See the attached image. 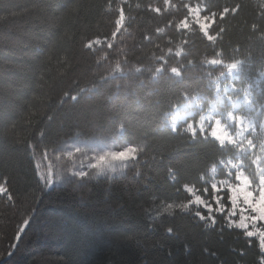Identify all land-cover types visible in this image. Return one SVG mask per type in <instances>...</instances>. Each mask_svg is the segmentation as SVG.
<instances>
[{
	"label": "trees",
	"instance_id": "trees-1",
	"mask_svg": "<svg viewBox=\"0 0 264 264\" xmlns=\"http://www.w3.org/2000/svg\"><path fill=\"white\" fill-rule=\"evenodd\" d=\"M197 2L215 11L240 6L223 21L217 18L213 34L219 28L224 32L215 43L198 29L188 35L166 27L169 21L179 23L183 4ZM171 4L0 0V185L8 188L0 196V264H260L259 238L229 226L230 193L211 188L213 167L220 178L227 174L216 162L220 157L210 129L207 144L193 143L182 127L180 135L171 134L168 106H151L169 95L168 86L154 83L146 69L169 46L190 52L196 67L188 75L202 78L207 111L224 65L242 61L232 82L250 88L248 112L264 118V0ZM156 7L161 14L153 11ZM121 8L124 26L113 38ZM96 39L104 43L86 47ZM216 53H223L224 65L208 63ZM118 62L123 73L116 69ZM136 67L145 70L136 73ZM116 111L119 115L109 119ZM120 118L128 123L124 135L116 130ZM96 136L118 149L137 147L138 153L117 176L81 180L71 175L53 186L44 184L36 155L52 162L73 140ZM186 187L212 204L215 223L196 215L209 217L190 203ZM216 195L224 213L215 211Z\"/></svg>",
	"mask_w": 264,
	"mask_h": 264
},
{
	"label": "snow or ice",
	"instance_id": "snow-or-ice-1",
	"mask_svg": "<svg viewBox=\"0 0 264 264\" xmlns=\"http://www.w3.org/2000/svg\"><path fill=\"white\" fill-rule=\"evenodd\" d=\"M164 4L168 8L173 7L171 0H164ZM182 7L185 9V14L179 20V23L169 21L166 27L177 29L181 34L188 35L198 29L199 34L212 43L217 42L224 32L223 28H219L213 34V26L216 25L217 18L223 21L230 13L235 14L240 10V6L236 5L215 11L208 5L202 7L199 2L195 4L186 3ZM153 11L157 14L162 13L160 7H156ZM124 21L125 13L124 9L121 8L119 10V18L115 21L116 31L112 33L113 38L121 31ZM252 28L255 30L256 24H253ZM155 31L166 35L163 28H157ZM102 43L104 42L96 39L89 42L86 47L92 49L94 45ZM168 43L171 45L170 40ZM183 44L185 46L189 45L187 36L183 40ZM106 47L111 49L113 42L108 41ZM190 55L191 53L186 52L184 48L174 52L173 47L169 46L166 52H162L161 55L155 57L156 63L146 70L153 75L154 83L168 86L169 95L162 100L155 101L151 106L158 108L162 104H166L169 108V113L166 115L171 116L170 133L180 135L182 127L183 131L189 134L193 143L207 144L209 142L207 133L208 129H210L212 141L220 157L216 162L218 165H222V170H226L228 175V179L222 181V183L225 185L227 192L230 193L231 207L227 212L229 226H235V228L243 230V234L248 238L258 237L259 249L261 253H264V118L256 120L237 115L233 110H229L226 113L221 111V109L227 108L224 106L225 101L231 103L233 109L235 108V103L232 94H229L228 86L221 90L219 83L216 84V95L212 100L213 112L212 114L204 115L205 109L208 107V99L201 94L202 78L188 75L189 71L196 67V62L189 58ZM222 55L223 53H216L217 58L211 59L208 63L210 65L223 64V60L219 58ZM104 59H108L107 54ZM170 60H175V63H170ZM125 63H127L126 60ZM241 64L242 61H236L228 64L227 68L230 73L239 71ZM116 69L121 73L124 72L119 62L116 64ZM144 70L140 67L134 69L136 73H142ZM128 71L132 72L133 69L129 68ZM208 75L211 76V73H208ZM102 79L104 78L102 77ZM217 79L219 80V77ZM231 91L233 94L243 91L245 102L249 105L252 104L251 94L248 90L238 89L235 84H232ZM153 95H160V93L154 92ZM71 98L73 100L77 99L76 96ZM173 100H175L174 107ZM181 111L186 117L183 125L178 124ZM117 115H119V111L109 114V119H113ZM189 120L193 122H188ZM206 122L208 128H205ZM127 124L123 118L117 120V132L122 135L126 134L128 131ZM40 135L43 137L45 133L41 131ZM85 151V149L80 147L75 148L76 153ZM137 153V147L132 146L124 147L122 151H105L102 154H98L95 157L96 162L90 163L89 167L97 170V175L105 171L116 172V168L112 165L113 161H125L120 159L121 155L128 157V160L134 159ZM68 155L71 157L73 153L69 152ZM72 174L78 176L81 180L89 177L88 171H73ZM40 178L45 181L46 186L52 182L51 176L42 175ZM60 178L63 179V175ZM211 188L217 193L220 191L215 183L211 184ZM187 191L193 192V189L188 188ZM0 193L7 194L8 188L0 185ZM190 203L202 205L207 209L209 217H205L200 212L196 213L201 220L211 218L212 222L215 223V218L211 216L214 209L207 200L202 199L200 195H195L194 201ZM215 203L218 205L215 211L224 213L225 204L221 203L219 195L215 196ZM168 207H172V205H168ZM167 231L171 233L173 229L168 228ZM260 264H264V254L261 255Z\"/></svg>",
	"mask_w": 264,
	"mask_h": 264
},
{
	"label": "rangeland",
	"instance_id": "rangeland-1",
	"mask_svg": "<svg viewBox=\"0 0 264 264\" xmlns=\"http://www.w3.org/2000/svg\"><path fill=\"white\" fill-rule=\"evenodd\" d=\"M100 40L104 42V40H102V39H100ZM96 46H99V45H94L93 47H96ZM224 66L226 67V70L223 72V75L220 76L217 83L220 84L221 90H223L225 86H228L229 94H232V96H233L235 108L233 109L232 104L229 103L228 101H225L224 106L227 108H223V109H221V111H224L226 113L229 110H233L235 112V114H237V115H242V116H246L249 118H253V116L248 112L249 110H251L253 108L252 104L249 105L248 103L245 102L243 91H240V92H237L234 94L231 91V85L233 84L232 81L238 77L239 71H233L230 73L228 68H227V65H224ZM237 88L248 90L250 92L251 98H252V92H251L250 88H239V87H237ZM221 94H223V93H221ZM245 111H247V113H245ZM212 112H213V105L211 104L210 107L208 108V110L204 112V115L212 114ZM185 119H186V117H185L183 111H181L179 114L178 124L184 122ZM167 123L169 125L171 123V116L170 115H168ZM205 128H208L207 122L205 123ZM77 147L85 149L86 151L83 153H76L75 148H77ZM125 147H131V145H128ZM132 147H134V146H132ZM123 149H124V147L120 148V149L116 148L115 145L113 146V143L111 141L106 140V138H104V137L96 136L95 138H92V139H86V140L75 139V140H73L72 142L69 143V145H67L66 149H64L63 152H61V154L52 162L49 160L48 156H46V155H36V160H37V163L39 166L40 175L41 176L42 175L43 176H51L52 182L50 184H48L47 186H53L61 180V178H60L61 175H63V178H66L68 176L73 175L72 174L73 171H76V172L88 171L89 172L88 178H91V179H97V178H100L102 176L113 177V176H117V175L121 174L125 169L126 163L129 160H131V159L128 160V157L123 156V155L120 156V159H123L125 161L116 160V161L112 162V165L116 168V172L105 171L104 173L97 175L96 174L97 170L91 169L89 167V164L96 162L95 157L98 154H102L105 151H122ZM69 152L73 153V155L71 157L68 155ZM57 159H59L60 161H57ZM220 166L222 167V165H220ZM225 173L227 174L226 170H225ZM73 176H76V175H73ZM226 179H228V175L225 178H220L218 176L217 167H213L211 169L209 182H210V184H213V183L217 184L220 191L223 189H226L225 185L222 183V181H224ZM43 182L45 184L44 180H43ZM188 188H192V187H186V190ZM192 189H193V192H189V194L192 196V199L194 201L195 195H200V194L196 189H194V188H192ZM1 195H4V194L0 193V196ZM201 198L204 199L202 196H201ZM198 206L203 207L202 205H198ZM204 209L207 210L206 208H204Z\"/></svg>",
	"mask_w": 264,
	"mask_h": 264
}]
</instances>
